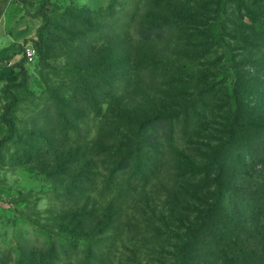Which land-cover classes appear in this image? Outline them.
I'll use <instances>...</instances> for the list:
<instances>
[{"label": "rangeland", "instance_id": "374dc122", "mask_svg": "<svg viewBox=\"0 0 264 264\" xmlns=\"http://www.w3.org/2000/svg\"><path fill=\"white\" fill-rule=\"evenodd\" d=\"M217 1L51 0L45 59L30 63L42 0H0V119L20 64L27 75L0 149V264H174L191 213L220 193L182 264H264V0L230 6L212 46ZM127 115L164 118L135 140ZM129 142L146 157L111 185L110 149Z\"/></svg>", "mask_w": 264, "mask_h": 264}, {"label": "trees", "instance_id": "16d2710c", "mask_svg": "<svg viewBox=\"0 0 264 264\" xmlns=\"http://www.w3.org/2000/svg\"><path fill=\"white\" fill-rule=\"evenodd\" d=\"M248 0H218L216 3V11H214L213 13L215 14L216 18L215 19H207V33L210 32L211 35L209 36L212 39V46L216 45V44H220L222 41V35L223 33L226 31L225 27H224V22H221L220 18H222L225 14L228 13V9L229 7L232 5H236L237 6V10L242 12H245L244 10L249 11V7L247 4ZM51 5V0H42V15H43V20L44 23L42 25V27L39 29L38 31V39L37 42L35 44H31L35 50H37L36 52L38 53V56L44 61V54L46 53V44L45 43V36L47 34L48 29L51 27L52 23H51V18H50V14L48 12V8ZM207 14H210L209 10L204 11ZM168 23H155L153 25H151L150 27H144L143 29H140L138 31V35L141 39L144 40H151V39H156L158 37H160L164 32H165V28L168 27L167 25ZM21 66V72L24 73L23 76V80L21 81V83L19 84H11V85H7L4 89V93L5 96L7 98V101L5 103V106L3 108V114L1 116V123L5 126L6 128V134L5 136L0 139V149L3 148L4 146H6L7 144L13 142L14 140H16L17 135H18V129L16 127L15 124V119H14V112L17 108V103H18V98L16 93L11 92V90H20L21 88H27V75H26V71L24 69V65L20 64ZM108 73V72H107ZM164 118L162 116H156L152 119H148L145 121H140V120H135L132 118V116L127 115V116H123L122 117V126L131 133V135H133L135 137V140L139 137H144V135H151L152 131H156V127L158 124L162 123L161 119ZM232 135V131H230V126H229V132L225 133V138H227L228 136ZM173 137V136H171ZM156 139H158V135L155 136ZM168 139H172V138H168ZM134 140V141H135ZM136 143V141H135ZM226 144V143H225ZM224 145V144H223ZM124 149H127L126 153L124 154V156L121 158V153ZM225 149V145L223 146V148L221 149V152H219V154L213 155L211 157V160L213 162V164H215L216 166L218 165V162L216 159L218 158V155H222L223 150ZM111 155H110V162L113 163V161H115L116 159L117 162L114 166V169L112 170V176H111V185L114 184L115 180H118L120 175L125 172L126 168H127V164H129V162L132 161V159L135 157V155H137L138 158H140V162L142 163L146 157L147 152H145V150H140L139 148H136L134 142H129L127 144H122L120 146H116V148L113 146L110 149ZM220 169L223 170V167L220 166ZM224 171V170H223ZM225 174V173H224ZM119 176V177H118ZM131 184V183H129ZM128 184V185H129ZM84 191H80V198L82 199L84 196ZM224 198L225 195H223V193H220V196L218 197V199H213L215 201H213V204L210 205V209L205 211L204 213H199V212H192V215H196L198 218L193 221L191 223V225L189 226V228L187 229L188 232L186 234V240H183L181 242V238H177L178 243H182L179 247L175 246L173 247V253H172V257L175 259L174 264H182L183 260L188 258V253L194 248L195 243L197 238H195V231L198 232L199 228H203V224H198L197 222L199 221V218L202 216H204L203 223L205 221V223L207 224L208 222H212L213 219L219 214L218 210V206H223L224 205ZM85 199V198H84ZM195 201V200H194ZM197 201V200H196ZM198 204L200 203L199 201H197ZM114 205H115V201L112 202V210H114ZM203 205V204H202ZM205 206V205H204ZM80 214L78 216V218H84L87 217L89 214H86L88 212H84L85 211V206H82L79 209ZM81 222L79 221V224ZM200 229V230H201ZM134 264H137V262L135 261Z\"/></svg>", "mask_w": 264, "mask_h": 264}, {"label": "built area", "instance_id": "2783aa9c", "mask_svg": "<svg viewBox=\"0 0 264 264\" xmlns=\"http://www.w3.org/2000/svg\"><path fill=\"white\" fill-rule=\"evenodd\" d=\"M26 54H27V57H28V61L30 63L35 62V60L37 58V52H36L35 48L31 44L27 48Z\"/></svg>", "mask_w": 264, "mask_h": 264}]
</instances>
